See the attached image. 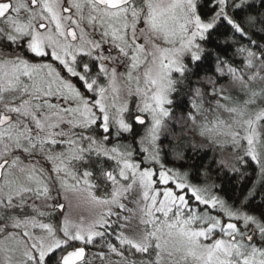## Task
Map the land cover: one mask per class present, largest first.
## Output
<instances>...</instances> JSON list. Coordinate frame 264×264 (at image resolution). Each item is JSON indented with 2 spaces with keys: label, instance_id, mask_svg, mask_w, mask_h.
I'll return each instance as SVG.
<instances>
[{
  "label": "snow or ice",
  "instance_id": "obj_1",
  "mask_svg": "<svg viewBox=\"0 0 264 264\" xmlns=\"http://www.w3.org/2000/svg\"><path fill=\"white\" fill-rule=\"evenodd\" d=\"M96 261L264 264V0H0V264Z\"/></svg>",
  "mask_w": 264,
  "mask_h": 264
},
{
  "label": "trees",
  "instance_id": "obj_2",
  "mask_svg": "<svg viewBox=\"0 0 264 264\" xmlns=\"http://www.w3.org/2000/svg\"><path fill=\"white\" fill-rule=\"evenodd\" d=\"M232 94L236 95V90H233ZM241 172L246 173V175L242 177L240 174H230L223 178L225 188L227 190L226 194L229 198L239 197L242 199L243 195L247 193L248 189L253 186V182L257 180V175L254 172L253 167L242 168ZM217 182L219 183L220 181ZM259 202L260 198L257 197L256 201H254V204H258ZM91 250L96 251V249Z\"/></svg>",
  "mask_w": 264,
  "mask_h": 264
},
{
  "label": "rangeland",
  "instance_id": "obj_3",
  "mask_svg": "<svg viewBox=\"0 0 264 264\" xmlns=\"http://www.w3.org/2000/svg\"><path fill=\"white\" fill-rule=\"evenodd\" d=\"M131 206V205H130ZM66 211H67V209H66ZM91 251H95V250H91ZM94 264H99V262L98 261H96V262H94Z\"/></svg>",
  "mask_w": 264,
  "mask_h": 264
}]
</instances>
